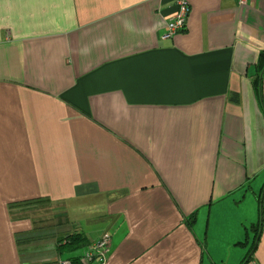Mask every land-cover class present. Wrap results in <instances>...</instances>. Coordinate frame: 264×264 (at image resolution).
Listing matches in <instances>:
<instances>
[{
    "label": "crops",
    "instance_id": "1",
    "mask_svg": "<svg viewBox=\"0 0 264 264\" xmlns=\"http://www.w3.org/2000/svg\"><path fill=\"white\" fill-rule=\"evenodd\" d=\"M188 1L0 0V264H264V0Z\"/></svg>",
    "mask_w": 264,
    "mask_h": 264
},
{
    "label": "built area",
    "instance_id": "2",
    "mask_svg": "<svg viewBox=\"0 0 264 264\" xmlns=\"http://www.w3.org/2000/svg\"><path fill=\"white\" fill-rule=\"evenodd\" d=\"M247 0H238L239 5H245ZM177 11L174 17L167 23L163 39L172 38L175 34L186 29L190 14V3L188 0H176ZM111 234L104 232L98 239L87 245L81 256L82 264H106L111 248ZM60 264H73L71 260H62Z\"/></svg>",
    "mask_w": 264,
    "mask_h": 264
},
{
    "label": "trees",
    "instance_id": "3",
    "mask_svg": "<svg viewBox=\"0 0 264 264\" xmlns=\"http://www.w3.org/2000/svg\"><path fill=\"white\" fill-rule=\"evenodd\" d=\"M258 66L260 68V70H264V50L260 53V57H259V61H258ZM259 83H260V78H259ZM261 87H257V89ZM231 99L233 102L239 103L240 102V96L238 93L234 92L231 96ZM262 200V197H259V201ZM37 200H33L32 202H36ZM260 218L258 221L257 226L259 225H263V209L261 208L260 211ZM196 221V216L195 215H191L190 217V223H194ZM253 231H255V227L252 226ZM69 245L71 246V250L76 249V248H81L85 245H87V241H86V237L84 236V234L82 232H76L73 233L69 236ZM244 244V243H243ZM250 249H252V247H250ZM73 264H82L81 263V256H73L71 258H69ZM250 260V252L248 253V255L245 257L244 261Z\"/></svg>",
    "mask_w": 264,
    "mask_h": 264
},
{
    "label": "rangeland",
    "instance_id": "4",
    "mask_svg": "<svg viewBox=\"0 0 264 264\" xmlns=\"http://www.w3.org/2000/svg\"><path fill=\"white\" fill-rule=\"evenodd\" d=\"M44 206H45V205H44ZM47 209H48V210H47ZM49 209H50V211H52V212H55V211H56L55 207L53 208V205H47L46 207H44V210L47 211V212H49ZM249 247H250V246H248V247L245 249L244 253H248V252H249ZM78 250H79V251H77V253H79V252L82 250V247L79 248ZM243 250H244V248H243ZM73 252H75V251H72V252H70V253L72 254ZM70 253H66L64 256H69ZM75 253H76V252H75ZM77 253H76V254H77ZM242 253H243V251H242ZM236 254H237V253H232V255H236ZM228 264H235V263L232 262V261H230V262H228Z\"/></svg>",
    "mask_w": 264,
    "mask_h": 264
}]
</instances>
